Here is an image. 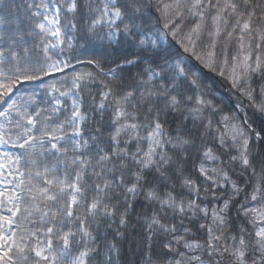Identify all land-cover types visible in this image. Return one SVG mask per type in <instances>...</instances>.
Wrapping results in <instances>:
<instances>
[{
    "label": "snow or ice",
    "instance_id": "snow-or-ice-1",
    "mask_svg": "<svg viewBox=\"0 0 264 264\" xmlns=\"http://www.w3.org/2000/svg\"><path fill=\"white\" fill-rule=\"evenodd\" d=\"M0 264H264V0H0Z\"/></svg>",
    "mask_w": 264,
    "mask_h": 264
},
{
    "label": "trees",
    "instance_id": "trees-1",
    "mask_svg": "<svg viewBox=\"0 0 264 264\" xmlns=\"http://www.w3.org/2000/svg\"><path fill=\"white\" fill-rule=\"evenodd\" d=\"M223 91H224V90H222V92H223ZM130 255H131V254H129V256H128V257H126L125 259L127 260L128 258H130Z\"/></svg>",
    "mask_w": 264,
    "mask_h": 264
}]
</instances>
